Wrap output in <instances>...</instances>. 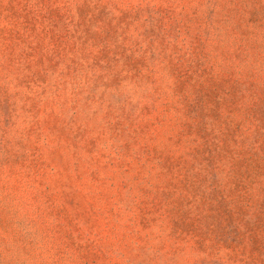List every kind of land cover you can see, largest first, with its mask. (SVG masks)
<instances>
[{
    "label": "rangeland",
    "instance_id": "1",
    "mask_svg": "<svg viewBox=\"0 0 264 264\" xmlns=\"http://www.w3.org/2000/svg\"><path fill=\"white\" fill-rule=\"evenodd\" d=\"M0 264H264V0H0Z\"/></svg>",
    "mask_w": 264,
    "mask_h": 264
}]
</instances>
